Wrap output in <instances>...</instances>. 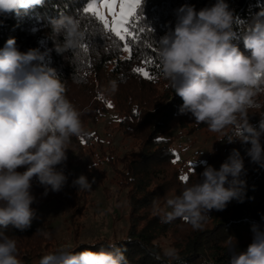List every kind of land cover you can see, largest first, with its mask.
<instances>
[{"label":"trees","instance_id":"1","mask_svg":"<svg viewBox=\"0 0 264 264\" xmlns=\"http://www.w3.org/2000/svg\"><path fill=\"white\" fill-rule=\"evenodd\" d=\"M90 1L44 0L42 6L21 10L19 15L14 12L0 15V49L9 38H15L21 52L30 48L46 51V62L57 70L67 98L78 109L86 110L82 116L85 129L113 109L119 114V130L134 141L122 157L115 156L112 149L107 154L118 189L125 191L128 205V228L117 240L78 241L87 191L79 192L73 186L76 172L68 159L57 166L68 179L61 191L49 189L48 193L58 198L66 192L74 193L70 200V222L75 227L76 242L65 250L73 254L86 249L110 250L109 244H115L125 250L129 264H229L234 253L246 250L255 231L264 232V166L251 162L247 156L250 143L239 140L229 143L227 135L231 129H226L225 136L219 134L216 147L204 161L190 164L183 174L168 133L174 127L187 128L189 132L209 130L206 124H197L190 114H179L183 101L160 76L156 51V40L174 29L179 7L188 4L199 11L216 0H142L128 25L135 39L129 36L126 41H120L105 29L93 13L83 11ZM226 3L238 18L234 26L238 36L254 20H264V16L258 15L264 12V0H226ZM62 15L79 19L85 33L78 49L64 53L56 50V43L62 42L63 36H54L51 27V21ZM235 42L245 55H250L242 40ZM125 43L130 56L121 58ZM137 68L144 69L148 76L135 71ZM255 102L259 107L249 110V122L258 129L264 116V92L257 94ZM93 141L94 136L86 132L80 138L73 137L69 148L85 155V147H92ZM261 143L264 145V136ZM233 149L238 150L244 161L245 170L240 177L245 181L242 201L234 198L223 210H211L200 230H194L181 219L162 223L158 209L165 206V200L179 194L185 184L195 183L207 165L218 170ZM31 191L35 197L31 207L36 209L45 188L33 179ZM0 230L16 239L22 264H40L42 256L64 250L56 247V230L49 225L31 226L25 231L11 226ZM163 241L168 242V248L176 249L177 258L164 256Z\"/></svg>","mask_w":264,"mask_h":264},{"label":"clouds","instance_id":"2","mask_svg":"<svg viewBox=\"0 0 264 264\" xmlns=\"http://www.w3.org/2000/svg\"><path fill=\"white\" fill-rule=\"evenodd\" d=\"M43 4L44 0H0V15H19ZM237 24L226 0L199 11L188 4L179 7L174 29L156 40L160 76L182 99L179 114H190L197 124H206L221 136L231 129L227 141L250 143L247 156L264 166V116L258 129L249 122V110L259 107L255 97L264 92V20H254L240 36L234 30ZM51 27L54 36H63L56 43L61 53L78 49L85 38L80 20L73 15L53 19ZM237 40L250 55L240 50ZM47 56L39 48L19 51L15 38L0 49V229L31 227L37 219L31 207L33 179L45 188V195L49 189L61 191L68 178L57 166L65 164L72 138L86 135L82 121L86 110L67 98ZM244 170L236 149L218 170L207 165L195 183L185 184L179 194L165 200L158 209L161 222L181 219L194 230L202 229L211 210H223L234 198L242 201ZM92 183L95 179L90 183L83 174L72 182L79 192L90 190ZM108 248L49 253L40 264H129L124 249L115 244ZM164 256L175 259L178 253L166 248ZM0 264H22L16 239L3 230ZM229 264H264V232L255 231L246 250L234 253Z\"/></svg>","mask_w":264,"mask_h":264},{"label":"rangeland","instance_id":"3","mask_svg":"<svg viewBox=\"0 0 264 264\" xmlns=\"http://www.w3.org/2000/svg\"><path fill=\"white\" fill-rule=\"evenodd\" d=\"M97 9L111 21L112 17L101 7L102 0H91ZM88 3V4H89ZM130 50L123 52L121 58H128ZM119 114L110 109L96 123L90 122L86 132L94 136L93 146L85 147V155L76 150H67V159L72 169L79 175H85L91 183L87 191L88 202L83 215L79 219V242H94L99 238L117 240L122 238L128 228V205L125 191H120L114 179V172L107 161V154L112 149L115 156L122 157L133 147V139L124 136L118 128ZM220 133L207 130H194L174 127L167 136L173 139L176 159L182 165L183 174L192 163L204 161L206 156L216 147ZM74 193L66 192L61 198L47 192L35 209L37 219L31 226L49 225L55 228V245L59 249H67L76 241L75 227L70 222V200ZM48 198V199H47ZM164 248L168 242L163 241Z\"/></svg>","mask_w":264,"mask_h":264},{"label":"snow or ice","instance_id":"4","mask_svg":"<svg viewBox=\"0 0 264 264\" xmlns=\"http://www.w3.org/2000/svg\"><path fill=\"white\" fill-rule=\"evenodd\" d=\"M141 3L142 0H102L101 7L107 10V13L112 17L111 21H109L106 18V15L102 14L92 3H89L83 11L85 13H93L100 21L103 22V27L105 29L114 33L120 41H126L129 36H132V38L135 39V36L129 30L128 25L130 23V18L134 15L136 9L141 5ZM124 49L125 51L130 50L128 43L124 44ZM135 71L148 76V73L142 68H137Z\"/></svg>","mask_w":264,"mask_h":264}]
</instances>
